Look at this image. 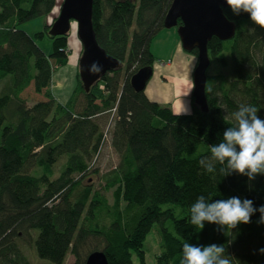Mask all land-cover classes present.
Returning a JSON list of instances; mask_svg holds the SVG:
<instances>
[{"label":"trees","instance_id":"16d2710c","mask_svg":"<svg viewBox=\"0 0 264 264\" xmlns=\"http://www.w3.org/2000/svg\"><path fill=\"white\" fill-rule=\"evenodd\" d=\"M56 1L0 0V264H33L22 246L48 264H68L70 257V264H86L97 252L109 264H133L134 255L144 263L151 232L161 250L156 264H180L184 243L223 245L231 264H264L260 216L225 235L217 224L192 226L189 212L201 195L206 203L250 196L264 203V175L224 176L226 162L218 164L210 153L235 124L232 113L241 104L256 107L264 119V29L247 13L224 10L237 32L208 45L209 110L203 113L193 99L192 112L178 116L130 85L141 69L154 68L152 44L165 30L173 0H94L98 44L123 69L105 76L97 94L99 84L87 94L81 82L83 100L56 106L52 80L55 67L67 62L69 34L51 37L47 27L55 39L46 56L36 43L45 34L22 30L49 15ZM32 84L47 101L29 107L23 94ZM107 115L120 160L102 173L88 157L102 153L99 120ZM209 165L215 171L207 172ZM94 176L102 192L94 190ZM109 190L113 204L103 194Z\"/></svg>","mask_w":264,"mask_h":264},{"label":"rangeland","instance_id":"374dc122","mask_svg":"<svg viewBox=\"0 0 264 264\" xmlns=\"http://www.w3.org/2000/svg\"><path fill=\"white\" fill-rule=\"evenodd\" d=\"M63 2L64 0H57L54 10L49 15L36 19L22 27V30L32 37L39 33L45 34L44 38L36 40V43L46 56L53 54V39H55L49 37L48 29L49 27H52L58 19ZM47 27L48 29L46 32ZM151 50L158 61L154 65L153 77L148 83L145 91L147 97L154 102L160 103L162 106L169 107L176 113H180L186 108L188 114H190L193 107V97L191 96L193 88V73L198 66V56L192 54L193 52L188 53L183 49L176 28L171 30L165 29L162 31V33H160L153 41ZM65 52L68 55L67 62L63 66L55 67L51 92L52 99L55 101L56 106L60 105L68 107L77 103L80 98L83 100V96L79 95V93L81 92V88L84 90V87L82 86L80 88L79 84L81 83L79 62L83 54V46L79 40L78 24L76 22H72L71 24L68 45ZM98 84L100 89L99 91H95L96 94L103 88V83ZM23 97L27 101L29 107H34L47 101L43 95L36 92L34 84L25 91ZM101 118L102 119L99 120V123L102 125L103 131L105 132L103 150L98 157L89 156L88 162L90 163L92 170L99 169L102 173H105L119 163L120 157L115 154L111 147V130L113 125H111L110 129L109 126L112 117L107 115ZM93 179V181H95V183H93L94 190L97 189L102 192V188L98 186V179H96L95 176ZM86 182L92 184L90 179H87ZM103 194L107 197L109 203L113 204V190H109L105 193L103 192ZM246 199L252 200L253 207L256 209L264 206V203L258 198L250 196ZM260 215V212L256 211L251 216V219ZM22 247L26 249L27 255L32 261H30L31 263L48 264L40 261L30 247ZM144 251V263L141 262L138 256L134 255L133 264H156V258L161 250L155 232H151L148 235ZM71 262L72 258L70 257L68 258L67 263L70 264Z\"/></svg>","mask_w":264,"mask_h":264},{"label":"water","instance_id":"95a60500","mask_svg":"<svg viewBox=\"0 0 264 264\" xmlns=\"http://www.w3.org/2000/svg\"><path fill=\"white\" fill-rule=\"evenodd\" d=\"M93 7L94 0H64L60 15L49 32L51 37L62 38L70 33L72 22L78 24V36L83 46L79 62L80 80L87 94L105 76L123 67L121 62L109 56L98 44L93 24ZM227 8L225 0H173L164 22L166 30L177 29L186 52H197L198 66L193 74L192 97L203 113L209 110L206 87L211 60L208 45L213 38L222 42L230 41L237 31L236 24L224 14ZM93 65L99 67L100 71L93 72ZM153 73L152 67L137 72L130 80L132 89L136 93H145ZM86 264L109 263L103 253L97 252L88 257Z\"/></svg>","mask_w":264,"mask_h":264},{"label":"clouds","instance_id":"9594fccd","mask_svg":"<svg viewBox=\"0 0 264 264\" xmlns=\"http://www.w3.org/2000/svg\"><path fill=\"white\" fill-rule=\"evenodd\" d=\"M225 3L234 15L247 13L254 25L264 29V0H225ZM91 70L98 72L100 68L93 65ZM258 111L254 106L241 104L232 113L235 124L223 132L221 142L211 145V158L220 165L226 162V168L220 169L224 176L232 171L247 175L249 180L257 174L264 175V119L259 118ZM181 114H188V110L184 108L177 115ZM206 171L213 172L215 168L209 165ZM256 211L261 214L257 224H264V206L256 209L250 199L231 197L206 203L201 195L190 206V223L200 230L205 222L217 224L227 235L240 224H249ZM224 253L223 245L216 243L199 246L184 243L180 264H231ZM259 253L264 254V248Z\"/></svg>","mask_w":264,"mask_h":264},{"label":"crops","instance_id":"0c3cea01","mask_svg":"<svg viewBox=\"0 0 264 264\" xmlns=\"http://www.w3.org/2000/svg\"><path fill=\"white\" fill-rule=\"evenodd\" d=\"M31 36V35H30ZM32 37V36H31ZM178 45H179V43H178ZM178 45H177V47H178ZM152 51V50H151ZM153 54V53H152ZM154 56V55H153ZM155 57V56H154ZM156 59V58H155ZM156 61H158L157 59H156ZM194 74V73H193ZM192 92H193V88H192ZM147 96V95H146ZM191 96H192V94H191ZM149 99V98H148ZM152 101V100H151ZM152 102H154V101H152ZM154 103H158V102H154ZM158 104H160V103H158ZM161 105V104H160ZM162 106V105H161ZM164 107H166V106H164ZM191 111H192V109H191ZM174 112V111H173ZM174 113H176V112H174ZM176 114H178V113H176Z\"/></svg>","mask_w":264,"mask_h":264}]
</instances>
